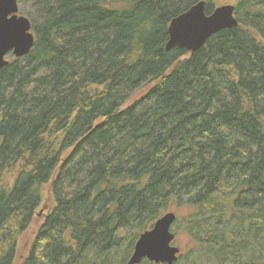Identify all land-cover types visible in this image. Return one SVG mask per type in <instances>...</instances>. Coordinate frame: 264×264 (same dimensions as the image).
Returning a JSON list of instances; mask_svg holds the SVG:
<instances>
[{
  "label": "trees",
  "instance_id": "obj_1",
  "mask_svg": "<svg viewBox=\"0 0 264 264\" xmlns=\"http://www.w3.org/2000/svg\"><path fill=\"white\" fill-rule=\"evenodd\" d=\"M17 1L35 42L0 68V264L46 199L19 264H127L175 212L198 264H264V0L194 53L166 51L170 21L222 0Z\"/></svg>",
  "mask_w": 264,
  "mask_h": 264
},
{
  "label": "water",
  "instance_id": "obj_2",
  "mask_svg": "<svg viewBox=\"0 0 264 264\" xmlns=\"http://www.w3.org/2000/svg\"><path fill=\"white\" fill-rule=\"evenodd\" d=\"M238 27L234 7L224 5L206 14L203 1L170 21L166 51L174 48L194 53L207 40L224 29ZM29 20L19 15L17 0H0V68L8 64L6 57L20 58L27 55L34 45ZM176 220L174 213H166L153 227L139 235L127 264H140L147 260L154 264H174L179 249L173 246L171 226Z\"/></svg>",
  "mask_w": 264,
  "mask_h": 264
},
{
  "label": "rangeland",
  "instance_id": "obj_3",
  "mask_svg": "<svg viewBox=\"0 0 264 264\" xmlns=\"http://www.w3.org/2000/svg\"><path fill=\"white\" fill-rule=\"evenodd\" d=\"M223 2V3H222ZM220 6L230 5L233 6V0H222ZM20 7V6H19ZM22 7V6H21ZM26 11V10H25ZM19 15L27 17V13H23L20 11ZM9 55L6 57V60L9 61ZM48 199H46L44 205H42L36 212L32 223L29 228L20 236L18 240L17 246V259L15 264H19L20 261L26 256L29 247L34 239V236L42 222L43 215L47 212V204ZM176 217H180L181 215L177 212L174 213ZM171 232L174 235L173 246L179 249L178 262L176 261L174 264H198L197 257H195V251L192 252L190 249L194 248L193 242L190 240L187 229L184 224L174 222L171 226ZM154 264V263H152ZM200 264H213L209 258L204 260H200Z\"/></svg>",
  "mask_w": 264,
  "mask_h": 264
}]
</instances>
